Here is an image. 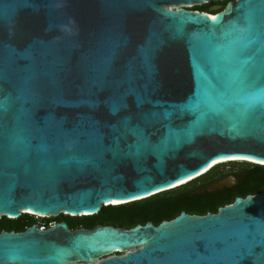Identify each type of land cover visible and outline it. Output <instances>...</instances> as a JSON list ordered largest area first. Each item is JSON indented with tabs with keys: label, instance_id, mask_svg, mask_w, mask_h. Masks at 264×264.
<instances>
[{
	"label": "water",
	"instance_id": "1",
	"mask_svg": "<svg viewBox=\"0 0 264 264\" xmlns=\"http://www.w3.org/2000/svg\"><path fill=\"white\" fill-rule=\"evenodd\" d=\"M210 1L0 0V219L92 216L264 163V0L182 6ZM0 264H264V190L159 225L2 231Z\"/></svg>",
	"mask_w": 264,
	"mask_h": 264
},
{
	"label": "trees",
	"instance_id": "2",
	"mask_svg": "<svg viewBox=\"0 0 264 264\" xmlns=\"http://www.w3.org/2000/svg\"><path fill=\"white\" fill-rule=\"evenodd\" d=\"M228 2L225 4L227 5ZM211 5L210 1L201 6H196L192 10L199 11L198 9H200V12L208 13V7ZM229 163L232 162L219 164L213 169ZM248 165L250 167L243 173V177L238 181L237 186L231 188H224L212 193L206 191L199 194V190L209 185L206 184L192 190H186L192 182L196 181L194 180L179 188L165 191L146 199L128 204L102 206L101 210L92 216L72 217L60 214L48 220L56 219L58 222H65L75 230L81 228L92 230L97 225H116L130 229L148 222L159 225L164 221L175 219L182 212L198 216H204L209 213L216 214L220 208L231 205L236 198H246L249 195L260 194L264 190V166L253 163H248ZM35 224L36 221L29 214H22L17 219H9L3 216L0 219V233L2 231L13 232L15 230L22 232Z\"/></svg>",
	"mask_w": 264,
	"mask_h": 264
},
{
	"label": "flooded vegetation",
	"instance_id": "3",
	"mask_svg": "<svg viewBox=\"0 0 264 264\" xmlns=\"http://www.w3.org/2000/svg\"><path fill=\"white\" fill-rule=\"evenodd\" d=\"M213 6H224L223 3H219ZM213 6H209L207 12H209L210 8ZM192 10V9H190ZM199 12L201 11L200 9H198ZM195 11V10H193ZM245 164H248L247 162H232L229 164H225L222 166H219L215 169H213L212 171H209L207 174H205L204 176L198 178L196 181L192 182L187 188L186 190H192L196 187H199L201 185H206V184H211L219 179L225 178V177H229V176H235L237 177L240 173H244L247 171V169L249 167H246ZM237 186V184L235 185ZM58 223H63V222H58L56 219H52V220H42V221H36L35 225H38V227H44V230L48 229L49 227H51L52 224H58ZM146 224V223H145ZM142 224V225H145ZM115 227H119L116 225H112ZM30 228V227H28ZM70 230H75L74 228H72L71 226L69 227ZM120 228H123L120 226ZM127 229V228H124ZM15 233H21V232H17L16 230L13 231ZM24 232V231H22ZM127 252H119L116 255L117 256H122L125 255Z\"/></svg>",
	"mask_w": 264,
	"mask_h": 264
},
{
	"label": "bare ground",
	"instance_id": "4",
	"mask_svg": "<svg viewBox=\"0 0 264 264\" xmlns=\"http://www.w3.org/2000/svg\"><path fill=\"white\" fill-rule=\"evenodd\" d=\"M205 2H206V1H205ZM182 6H183V7H184V6L193 7L194 5H188V4H185V5H182ZM210 15H211V14H210ZM212 16H215V14L212 15ZM230 161H237V162L246 161V162H250V163L253 162V163H257V164H262V165H264V163H262V162H256V161L249 160V159H244V158H232V159L220 160V161H217V162L215 163V165L220 164V163H227V162H230ZM203 173H204V172H203ZM197 176H199V175H197ZM197 176L192 177V178H190V179H188V180H186V181H184V182H182V183H180V184H186L187 182H189L190 180L196 178ZM180 184H179V185H180ZM138 199H140V198H138ZM122 203H125V202H115V203H112V204H122ZM26 213H30V214H33V215H36V216L46 217L45 215L36 214V213L31 212V211H26Z\"/></svg>",
	"mask_w": 264,
	"mask_h": 264
},
{
	"label": "rangeland",
	"instance_id": "5",
	"mask_svg": "<svg viewBox=\"0 0 264 264\" xmlns=\"http://www.w3.org/2000/svg\"><path fill=\"white\" fill-rule=\"evenodd\" d=\"M228 1H231V0H211V6L213 5H216V4H219V3H223L224 6H222V9H224L226 6V2ZM201 6V5H200ZM168 8H175V7H168ZM184 8H187V9H193V8H196V6H193V7H189V6H184ZM246 167H250V165L248 164H245ZM33 220L35 221H42V220H48V219H51V218H55V217H41V216H36V215H29Z\"/></svg>",
	"mask_w": 264,
	"mask_h": 264
},
{
	"label": "built area",
	"instance_id": "6",
	"mask_svg": "<svg viewBox=\"0 0 264 264\" xmlns=\"http://www.w3.org/2000/svg\"><path fill=\"white\" fill-rule=\"evenodd\" d=\"M212 16V15H211ZM213 17V16H212ZM54 224H52L51 226H53ZM40 230H44V227H40Z\"/></svg>",
	"mask_w": 264,
	"mask_h": 264
},
{
	"label": "snow or ice",
	"instance_id": "7",
	"mask_svg": "<svg viewBox=\"0 0 264 264\" xmlns=\"http://www.w3.org/2000/svg\"><path fill=\"white\" fill-rule=\"evenodd\" d=\"M213 20H216L217 18L215 16L212 17Z\"/></svg>",
	"mask_w": 264,
	"mask_h": 264
}]
</instances>
